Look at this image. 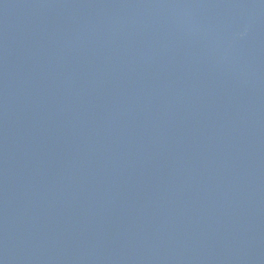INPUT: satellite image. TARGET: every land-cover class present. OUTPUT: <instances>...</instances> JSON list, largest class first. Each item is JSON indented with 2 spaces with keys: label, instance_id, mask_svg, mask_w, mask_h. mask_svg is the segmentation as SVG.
<instances>
[{
  "label": "water",
  "instance_id": "1",
  "mask_svg": "<svg viewBox=\"0 0 264 264\" xmlns=\"http://www.w3.org/2000/svg\"><path fill=\"white\" fill-rule=\"evenodd\" d=\"M0 264H264V0H0Z\"/></svg>",
  "mask_w": 264,
  "mask_h": 264
}]
</instances>
